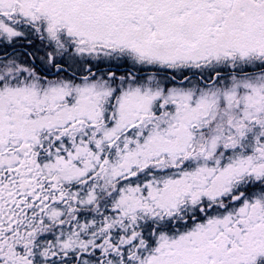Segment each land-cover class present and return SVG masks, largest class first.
<instances>
[{
	"label": "snow or ice",
	"instance_id": "snow-or-ice-1",
	"mask_svg": "<svg viewBox=\"0 0 264 264\" xmlns=\"http://www.w3.org/2000/svg\"><path fill=\"white\" fill-rule=\"evenodd\" d=\"M0 264H264V0H0Z\"/></svg>",
	"mask_w": 264,
	"mask_h": 264
}]
</instances>
